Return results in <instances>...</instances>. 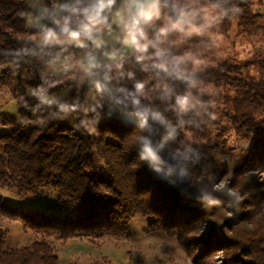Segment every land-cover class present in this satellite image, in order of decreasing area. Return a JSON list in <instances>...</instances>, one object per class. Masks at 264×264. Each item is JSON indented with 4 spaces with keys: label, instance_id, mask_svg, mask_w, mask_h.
Returning <instances> with one entry per match:
<instances>
[{
    "label": "trees",
    "instance_id": "trees-1",
    "mask_svg": "<svg viewBox=\"0 0 264 264\" xmlns=\"http://www.w3.org/2000/svg\"><path fill=\"white\" fill-rule=\"evenodd\" d=\"M28 5L29 0H0V66H4L0 81H9L15 73L35 76L17 94V114H0V124L7 129L0 130V189L14 190L18 195L53 191L55 211L22 213L6 205L0 195V218L18 221L25 232L39 237L30 245L6 250L0 229V264H57L55 248L48 239L127 238L135 216L149 220L148 231L173 238L192 255L194 264H264V212L261 196L255 191L264 188V179L261 184L246 186L237 179L249 172L264 175L262 0H229L226 6L236 10L219 26L226 33L235 28L243 34H260L261 49L245 61L227 59L197 69L198 86L205 91L197 95L209 109L206 103L198 104L203 108L199 119H194L191 111L180 117L186 124L175 132L159 129L155 141L163 147L153 160H140L130 139L151 122L142 125L143 118L116 103L115 97L83 85L60 98L61 102L78 101L83 108L99 101L102 107L95 112H61L56 107L40 106L26 95L28 89L55 84L60 78L36 79L42 67L56 61L60 52L35 44L32 32L40 25H28L25 15L32 11ZM140 74L146 79L141 71L137 79H141ZM173 83L178 93L185 91L182 82ZM127 84L131 86V82ZM208 85L213 86L214 94L206 91ZM65 87L54 85L50 91ZM150 96L177 121L173 100H163L155 92ZM209 101L215 104L213 111ZM196 125L202 134L215 125L223 135L231 133L248 141L242 161L232 170L230 188L238 195L206 186L201 178L207 147L203 142L190 147L188 159L172 158L183 130L197 135L200 129ZM218 254L217 263L211 261Z\"/></svg>",
    "mask_w": 264,
    "mask_h": 264
},
{
    "label": "clouds",
    "instance_id": "clouds-1",
    "mask_svg": "<svg viewBox=\"0 0 264 264\" xmlns=\"http://www.w3.org/2000/svg\"><path fill=\"white\" fill-rule=\"evenodd\" d=\"M229 0H29V15L39 28L32 32L40 48L67 52L65 68L76 87L85 83L98 92L115 97V102L132 109L142 117L141 127L130 139L138 150L140 160L157 159L163 144L155 138L159 129L175 132L186 121L180 117L194 111L198 104L207 103L197 94L196 58L191 45L212 32L228 16ZM146 74L137 79L128 61ZM191 65V67H190ZM126 81L131 82L128 86ZM174 81L185 85L178 93ZM151 83V88L149 84ZM51 85L42 83L30 89L37 104L56 107L61 112H95L98 101L83 107L78 101L61 102L50 91ZM195 90V92L193 91ZM150 92L163 100H173L172 110L177 121L152 102ZM192 134L186 128L183 139L171 152L176 161L188 159ZM229 195H238L228 190ZM208 199V194H204Z\"/></svg>",
    "mask_w": 264,
    "mask_h": 264
},
{
    "label": "rangeland",
    "instance_id": "rangeland-1",
    "mask_svg": "<svg viewBox=\"0 0 264 264\" xmlns=\"http://www.w3.org/2000/svg\"><path fill=\"white\" fill-rule=\"evenodd\" d=\"M262 3L264 4V0H262ZM259 9H261L260 6ZM25 19L29 26L39 25L32 15H25ZM32 39L35 40V37H32ZM261 46L260 34H243L235 28L226 33L219 25L213 30L211 38L206 36L191 45L196 58L201 61L196 66L197 69L214 66L227 59L245 61L258 54ZM66 56H68L67 52H60L59 58L45 64L36 78L37 81L38 79L40 81L55 75L60 76L57 83L51 84V87L59 84L66 86L53 92L59 98L77 88L71 75L72 70L66 69L64 66V57ZM126 67L133 68L136 78L139 76V70L131 60L128 61ZM2 69H4V66H0V73ZM28 77L22 73H15L9 81L7 79L0 81V114H17V94L22 88L26 87L29 79H35V76L29 75ZM140 77L141 79L144 78L141 74ZM125 83H130V81ZM84 85L91 86L88 83ZM30 89L26 92L28 96H30ZM205 89L209 94L215 93L212 85L206 86ZM208 105L211 107L210 110L215 109L213 101H209ZM198 106L193 111L194 119H199L203 113V108ZM205 107L207 110L209 109L207 103ZM212 117L214 118V115ZM0 130L7 129L0 124ZM197 131L200 132H197V135L190 131L192 140L187 143L190 147L197 142H203L207 146L204 150L205 162L201 171V178L205 180L206 186L224 194H227L229 189L237 192L236 189L230 188L233 178L232 170L242 161L243 150L246 149L248 141L239 139L231 133L223 135L215 125H209L204 134H202L201 129ZM201 135H203V138H201ZM225 135L228 136L225 140H222ZM237 179L240 180L243 186L252 182L261 184L264 175L249 172ZM255 191L261 196L260 205L264 212V188H257ZM0 195L6 205L22 213L30 210H39L44 213L55 211L53 191L45 190L36 195H18L14 190L0 189ZM226 215L229 216V212ZM148 223V219L135 216L129 223L127 238L106 237L94 241L69 239L64 242L48 239V242L55 248L57 264H194L192 255L182 249L173 238L164 233L148 231ZM0 229L3 233L6 250H14L30 245L33 241L39 239L38 236L25 232L18 221H12L4 217L0 218ZM218 257H221V254L212 256L211 261L217 263Z\"/></svg>",
    "mask_w": 264,
    "mask_h": 264
}]
</instances>
